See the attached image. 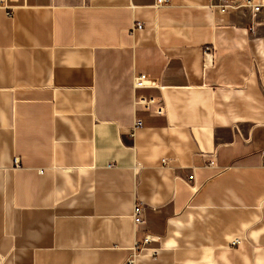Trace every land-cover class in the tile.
<instances>
[{
	"label": "crops",
	"instance_id": "obj_1",
	"mask_svg": "<svg viewBox=\"0 0 264 264\" xmlns=\"http://www.w3.org/2000/svg\"><path fill=\"white\" fill-rule=\"evenodd\" d=\"M247 24L207 0H0V264H264V28ZM141 72L159 87L133 90Z\"/></svg>",
	"mask_w": 264,
	"mask_h": 264
},
{
	"label": "built area",
	"instance_id": "obj_2",
	"mask_svg": "<svg viewBox=\"0 0 264 264\" xmlns=\"http://www.w3.org/2000/svg\"><path fill=\"white\" fill-rule=\"evenodd\" d=\"M165 0H155V3H161ZM207 6L212 11H217L219 13L234 12L241 16L248 18V24L245 26V29L250 34H254L257 28H264V0H207ZM9 11H7L8 13ZM134 27H140V21H135ZM205 55L208 60H210V50L208 47H205ZM208 55V56H207ZM210 56V57H209ZM147 86H157L158 83L155 79L149 77L146 73H137L132 76L131 87L132 89L147 87ZM134 102L142 107L144 110H149L153 113L160 114L162 113V104L160 99L153 97L151 95L135 94ZM154 105V106H153ZM141 121L139 117H135L133 121V126L140 125ZM17 158L15 157V162ZM206 164L212 166L215 164V153H210ZM187 182L193 179V172L190 171L185 178ZM132 221L133 224L138 225L144 222L142 216V209L140 201H136L132 207ZM149 240L147 234H144L140 241L135 240L131 246L129 255L126 259L127 263H132L135 256L139 254L142 249L145 248L144 244ZM149 254L154 257L156 254V249L151 248Z\"/></svg>",
	"mask_w": 264,
	"mask_h": 264
}]
</instances>
